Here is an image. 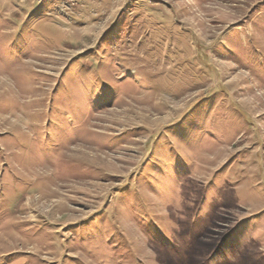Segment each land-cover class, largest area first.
Masks as SVG:
<instances>
[{"label":"rangeland","instance_id":"rangeland-1","mask_svg":"<svg viewBox=\"0 0 264 264\" xmlns=\"http://www.w3.org/2000/svg\"><path fill=\"white\" fill-rule=\"evenodd\" d=\"M0 264H264V0H0Z\"/></svg>","mask_w":264,"mask_h":264}]
</instances>
